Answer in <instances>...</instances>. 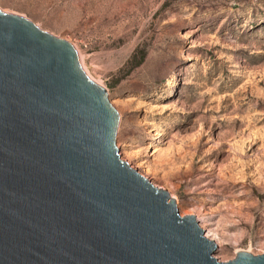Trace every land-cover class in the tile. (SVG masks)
I'll return each instance as SVG.
<instances>
[{"label":"rangeland","instance_id":"rangeland-1","mask_svg":"<svg viewBox=\"0 0 264 264\" xmlns=\"http://www.w3.org/2000/svg\"><path fill=\"white\" fill-rule=\"evenodd\" d=\"M0 9L76 49L120 115L122 161L168 192L181 217H196L215 258L264 255V0H0Z\"/></svg>","mask_w":264,"mask_h":264},{"label":"water","instance_id":"water-1","mask_svg":"<svg viewBox=\"0 0 264 264\" xmlns=\"http://www.w3.org/2000/svg\"><path fill=\"white\" fill-rule=\"evenodd\" d=\"M119 123L70 43L0 9V264H264L215 258L196 217L122 161Z\"/></svg>","mask_w":264,"mask_h":264},{"label":"bare ground","instance_id":"bare-ground-1","mask_svg":"<svg viewBox=\"0 0 264 264\" xmlns=\"http://www.w3.org/2000/svg\"><path fill=\"white\" fill-rule=\"evenodd\" d=\"M83 66V65H82ZM85 70V69H84ZM210 235V234H209ZM210 241L214 242L215 243V240L214 239H210L209 236H206ZM216 238V237H215ZM216 244V243H215ZM217 245V244H216ZM219 246V245H218Z\"/></svg>","mask_w":264,"mask_h":264}]
</instances>
